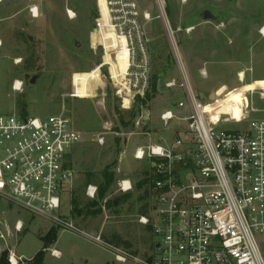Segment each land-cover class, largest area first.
<instances>
[{
  "label": "rangeland",
  "instance_id": "obj_1",
  "mask_svg": "<svg viewBox=\"0 0 264 264\" xmlns=\"http://www.w3.org/2000/svg\"><path fill=\"white\" fill-rule=\"evenodd\" d=\"M134 1L140 16L150 15V20L142 18L141 24L148 40L152 76H158L162 92L151 91L145 105L138 104L133 119L132 107H122L107 68L98 70L104 52L99 44L107 52L120 46L116 62L106 61L114 84L127 89L123 80L127 53L123 39L119 40L109 26L104 0L97 1L101 17L98 34H93L99 18L96 0H0V115L43 119L63 111L72 119L80 141L71 147L66 159L75 179L62 195L58 215L79 230L101 235L111 245L141 259L153 249L150 229L137 223V216L147 212L150 186L137 190L136 184L151 173L148 162L135 160L132 151L160 138L169 143L177 135L184 137L185 131L184 123L165 126L159 120L165 110L182 116L176 103L183 99L160 10L155 0ZM162 1L184 70L195 93L203 96L205 112L213 121L228 115L236 120L243 117L239 123L220 124L218 128L244 130L250 119L264 118V80H259L264 79V36L258 32L264 26V0ZM30 6L38 8L35 19L28 13ZM204 12L212 18L203 19ZM240 73L243 78H239ZM171 81L175 86L166 88L164 84ZM17 82L22 84L19 90L13 88ZM145 110L150 113L149 121L135 128L137 117ZM122 123L130 124L123 127ZM99 137L104 139L103 145L97 143ZM115 160L112 194L102 201L114 198L116 208L103 210L101 201L98 215L85 214V205L93 201L85 195L87 185L97 186L102 170ZM125 177L135 188L120 202L116 185ZM71 199L77 201L78 216L72 215ZM19 221L22 228L16 232L14 225ZM52 228L58 230L57 239L42 250L44 264H121L114 262L107 250L0 198V256L5 254L8 264L10 253L22 258L19 264H30ZM53 249L62 258L52 257Z\"/></svg>",
  "mask_w": 264,
  "mask_h": 264
},
{
  "label": "built area",
  "instance_id": "obj_2",
  "mask_svg": "<svg viewBox=\"0 0 264 264\" xmlns=\"http://www.w3.org/2000/svg\"><path fill=\"white\" fill-rule=\"evenodd\" d=\"M104 2L109 26L119 40L123 39L127 53L123 73L127 89L121 90L114 84L106 61L108 58L116 62L120 46L107 52L97 43L104 51L98 70L107 68L109 79L122 99V107L130 109L137 99H145L151 93V58L141 24V19L150 20V15L140 16L134 0ZM155 2L165 24L179 74L178 88L183 95L176 103V110L182 116L165 110L159 120L165 126L172 122L184 123L185 136L177 135L169 143L161 138L158 142L149 141L133 152L135 160L148 162L152 176L147 212L137 216V223L152 233L150 255L136 258L111 245L101 235L85 233L58 215L62 195L72 188L75 179L66 156L80 141V133L63 111L43 119L0 115V198L107 250L116 263L264 264V118L250 119L244 130L218 128L220 124L239 123L243 117L236 120L228 115L213 121L211 114L205 112L203 99L195 93L184 70L175 31L162 12L163 1ZM98 12L93 34L101 32L99 8ZM28 13L35 19L38 8L30 6ZM263 29L264 26L258 30L261 36ZM200 76L205 78V73L200 72ZM13 86L19 90L22 84ZM164 86L172 88L175 82ZM149 118L148 110L142 111L135 128ZM103 140L99 137L96 141L103 145ZM185 162L189 165L185 166ZM132 190L129 180L117 182V193ZM97 194V186L87 185L86 197L95 200ZM106 201H102L103 210L107 209ZM14 228L20 231L22 223L16 222ZM50 254L60 257L55 249ZM21 261V257L10 253L9 264Z\"/></svg>",
  "mask_w": 264,
  "mask_h": 264
},
{
  "label": "trees",
  "instance_id": "obj_3",
  "mask_svg": "<svg viewBox=\"0 0 264 264\" xmlns=\"http://www.w3.org/2000/svg\"><path fill=\"white\" fill-rule=\"evenodd\" d=\"M166 1V0H165ZM98 17V13H96V18ZM104 75H107V72L104 71ZM157 82H158V76L157 75H153L152 76V85H151V91L153 94L158 93L157 91ZM162 90V89H161ZM149 96L147 95L145 97V99L139 100L137 99L135 101V103L133 104L131 111H130V118L133 119L135 117V115L138 112V106L139 105H145V102L148 100ZM139 104V105H138ZM122 120V119H121ZM130 123H122L123 127L128 126ZM116 166V160L113 161L110 165H108L107 167H105L102 172H101V181L98 183L97 188H98V194H97V198L93 201H90L89 203H87L85 205V214L87 215H93L96 216L98 215L101 211L99 209V203L107 196V195H111L112 191L110 190L112 184L115 182V173L113 171V169ZM152 180V176L148 175L146 176V174H144V179H142L139 183L136 184V189L139 190L141 189L144 185H150V182ZM148 192V191H147ZM144 193H146V191H144ZM144 197L146 196V194L143 195ZM148 196V195H147ZM120 202H125L128 198L127 195H121L120 196ZM140 199H142V197H140ZM114 198H110L106 201V207L108 208H116L117 204L114 205ZM118 203V202H117ZM71 205H72V215H76L78 216L81 211L78 209L77 206V201L76 199H71ZM143 211V209H142ZM141 211V212H142ZM57 233L58 230L52 228L48 234L42 238V248L40 251H38L32 261L30 262V264H44L43 263V252L42 250L47 248L50 245H53L56 242L57 239ZM0 264H8L5 258V254H2L0 256Z\"/></svg>",
  "mask_w": 264,
  "mask_h": 264
},
{
  "label": "water",
  "instance_id": "obj_4",
  "mask_svg": "<svg viewBox=\"0 0 264 264\" xmlns=\"http://www.w3.org/2000/svg\"><path fill=\"white\" fill-rule=\"evenodd\" d=\"M210 18H212V16L210 15V13H208V12H204V14H203V19L206 20V19H210ZM32 82H33V81H32ZM161 87H162L161 81L158 80V82H157V91H158V93H161V92H162ZM200 98L203 99V96L200 95ZM209 99H210L211 101H213V100H214V95L211 94V95L209 96ZM184 165L187 166V165H189V164H188L187 162H185ZM116 204H117V200H114V205H116Z\"/></svg>",
  "mask_w": 264,
  "mask_h": 264
},
{
  "label": "crops",
  "instance_id": "obj_5",
  "mask_svg": "<svg viewBox=\"0 0 264 264\" xmlns=\"http://www.w3.org/2000/svg\"><path fill=\"white\" fill-rule=\"evenodd\" d=\"M259 80H264V79H259ZM133 152H134V149H133V151H132V156H133ZM123 154H124V153H123ZM123 179L129 180V181L131 182V184L133 185V190H132L131 192H128V193H126V194H121V195H127V196H129L131 193L134 192V188H135V186H134V184L132 183V181L130 180V178L125 177V178H123ZM60 256H61V258H62V254H60ZM57 259H60V258H57Z\"/></svg>",
  "mask_w": 264,
  "mask_h": 264
},
{
  "label": "bare ground",
  "instance_id": "obj_6",
  "mask_svg": "<svg viewBox=\"0 0 264 264\" xmlns=\"http://www.w3.org/2000/svg\"><path fill=\"white\" fill-rule=\"evenodd\" d=\"M104 5H105V2H104ZM105 8H106V7H105ZM107 16H108V15H107ZM108 22H109V19H108ZM263 34H264V29H263ZM263 36H264V35H263ZM239 78H243V74H242V73L239 74ZM19 84H20V83H18V82L15 83L16 87H17V85L19 86Z\"/></svg>",
  "mask_w": 264,
  "mask_h": 264
},
{
  "label": "snow or ice",
  "instance_id": "obj_7",
  "mask_svg": "<svg viewBox=\"0 0 264 264\" xmlns=\"http://www.w3.org/2000/svg\"><path fill=\"white\" fill-rule=\"evenodd\" d=\"M18 86V85H17Z\"/></svg>",
  "mask_w": 264,
  "mask_h": 264
}]
</instances>
